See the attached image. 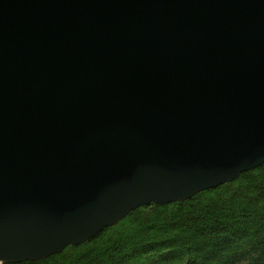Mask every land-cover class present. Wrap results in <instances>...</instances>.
<instances>
[{
  "label": "water",
  "instance_id": "water-1",
  "mask_svg": "<svg viewBox=\"0 0 264 264\" xmlns=\"http://www.w3.org/2000/svg\"><path fill=\"white\" fill-rule=\"evenodd\" d=\"M264 164V0H0V264Z\"/></svg>",
  "mask_w": 264,
  "mask_h": 264
},
{
  "label": "trees",
  "instance_id": "trees-1",
  "mask_svg": "<svg viewBox=\"0 0 264 264\" xmlns=\"http://www.w3.org/2000/svg\"><path fill=\"white\" fill-rule=\"evenodd\" d=\"M66 248L23 264H264V164L181 203L140 207Z\"/></svg>",
  "mask_w": 264,
  "mask_h": 264
},
{
  "label": "bare ground",
  "instance_id": "bare-ground-1",
  "mask_svg": "<svg viewBox=\"0 0 264 264\" xmlns=\"http://www.w3.org/2000/svg\"><path fill=\"white\" fill-rule=\"evenodd\" d=\"M177 203H178V202H177ZM179 203H181V202H179ZM70 247H71V246H70ZM66 249H67V248H66ZM66 249H65V250H66Z\"/></svg>",
  "mask_w": 264,
  "mask_h": 264
}]
</instances>
